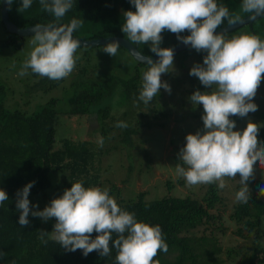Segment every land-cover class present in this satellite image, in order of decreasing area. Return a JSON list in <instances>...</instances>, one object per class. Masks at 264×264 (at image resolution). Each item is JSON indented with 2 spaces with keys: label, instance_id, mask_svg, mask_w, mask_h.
<instances>
[{
  "label": "trees",
  "instance_id": "1",
  "mask_svg": "<svg viewBox=\"0 0 264 264\" xmlns=\"http://www.w3.org/2000/svg\"><path fill=\"white\" fill-rule=\"evenodd\" d=\"M19 3L20 0H15L9 10L10 20L19 27L52 22L53 17L41 9L39 0H33L31 8L24 12L17 11ZM217 3L226 6L230 14L238 19L249 15L242 11V0H217ZM128 9L135 10L129 0H74L73 8L66 13L61 22L68 23L72 18L80 19L82 24L73 35L83 39L109 36L127 38L121 30V25L124 23L123 11ZM263 22L264 16L244 27L248 28L250 34L264 40ZM1 23L5 27L2 20ZM226 25H228L227 21L221 27ZM6 32L10 36L0 39V50L9 46L18 49L24 47V37L10 33L7 29ZM187 34H189L187 30L182 33V35ZM162 36L161 47L172 48L182 43L177 40L175 34L167 30ZM134 45L147 56L156 55L151 52L148 44ZM120 48L128 52L124 47L120 46ZM190 49L184 51L188 52ZM204 55L206 53L198 56L201 62ZM188 57L189 54L184 59ZM135 62V71L128 77L103 76L99 67L91 68L92 65H82L81 62L76 63L70 74L72 77L70 88L73 91L75 104L68 113L96 116L100 124L101 137L104 138L106 145L111 138L110 132L118 121L128 124L126 129L119 128L120 137L114 140L113 147L105 145L98 150L93 148L88 140L74 141L70 138L62 139L61 146L57 147L55 118L58 114L56 105L59 99L51 98L39 111L31 115L20 108L8 109L4 105L6 86L0 79V189L5 190L9 197L0 204V264H116L115 249H112L108 257H101L97 251L86 257L81 250L66 251L58 242L50 238L55 218L45 222L29 215L30 224L21 227L18 223L20 213L16 209V193L29 181H34L29 200L32 204H37L33 199L40 198L42 203L38 204V207L42 210L52 198L62 195L64 189L70 188L74 182L80 181L86 188L97 186L103 189L102 157L108 153L107 151L112 148L119 150V147L131 149L134 145H138L140 137L137 138V143L134 136L142 132V125L165 127L166 122L161 120L169 118L170 111L160 103L161 93L159 92L148 104L139 100L143 76L141 67L148 65L137 60ZM189 71L186 75L191 87L181 92L187 99L196 89L206 90L196 77L189 75ZM90 72L93 73L92 79L89 76ZM29 75L33 79L30 85L32 89L43 87L56 89L66 80L63 78L53 81L34 74L31 70ZM114 93L124 96L126 102L122 119H120L122 115L116 117L112 113V107L108 103ZM255 115V112L248 114L253 117ZM261 117L264 119L263 112ZM230 119L242 118L230 116ZM251 120L262 124L258 119ZM202 128L203 126L200 127ZM258 140L264 141V124L259 129ZM141 147L145 151L146 165L150 167L153 162L152 156L147 147ZM133 168L134 164L131 162L129 170L132 171ZM57 173L64 174V178L57 179L55 177ZM167 183L170 191L172 182L169 180ZM261 186H264V181L254 176L249 182L252 199L247 204L236 202L229 214L230 221L236 226L235 235L243 239H253L251 252L244 254L245 257L239 261V264H264V199L259 195ZM237 187L239 190L240 184ZM120 191L118 185L112 184L109 195L120 196ZM221 191L216 183L206 184L201 199L189 194L184 196L165 194L162 197L148 199L147 192L140 191L134 194V198L118 200L117 204L122 210L135 213L138 221L161 227L168 252L158 251L154 261H158L159 264H225L227 259L223 258L224 250L218 240L205 233L198 234L200 227L206 225L205 229H208L212 224L225 232L224 216L222 213L213 212L219 205L224 204ZM41 230L49 232V235L45 236L47 243H43L40 239ZM91 235L95 238L97 233L94 231ZM111 244L112 241L110 246ZM241 253L242 249L239 247L229 248L226 252L228 259L231 260ZM205 257L207 260L201 259ZM210 260L212 263L209 262Z\"/></svg>",
  "mask_w": 264,
  "mask_h": 264
},
{
  "label": "clouds",
  "instance_id": "2",
  "mask_svg": "<svg viewBox=\"0 0 264 264\" xmlns=\"http://www.w3.org/2000/svg\"><path fill=\"white\" fill-rule=\"evenodd\" d=\"M11 10L15 0H5ZM135 10H124L121 30L133 44H148L158 57H142L149 65L143 72L139 100L150 103L161 88L171 94V86L161 75L174 72V50L161 47L162 33L167 30L177 40L197 52H204L203 63H194L189 75L196 77L206 89H196L188 97L192 106H203V128L189 132L185 144L179 149L176 175L188 185L216 183L226 187L225 178L237 179L240 188L235 201L247 204L252 199L249 182L254 179V168H264V141L258 140L262 124L249 119L243 130L236 129L235 119L258 111L254 102L257 89L264 75V40L253 34L228 37L226 30L216 32L225 21L229 25L238 17L217 0H129ZM33 0H20L18 12L31 8ZM43 11L53 20L47 24H35L31 31L32 49L23 61L18 76L28 75L29 70L41 77L59 81L74 70L79 57L75 55L81 46L73 33L82 21L72 18L61 21L74 6V0H39ZM242 11L249 19L264 16V0H242ZM188 31L189 34L182 35ZM120 42L113 40L102 45V50L115 57ZM15 66V65H13ZM126 129L128 124L118 121L115 125ZM104 138L97 144L104 146ZM34 181H29L16 193L18 223L30 224L29 215L43 221L55 218L50 238L66 251L81 250L86 257L97 251L108 257L116 250V264H159L154 261L158 251L168 252V245L159 225L138 221L135 213L122 210L109 195L107 187H85L82 182L71 184L62 195L51 199L42 210L29 200ZM264 196V186L259 187ZM8 194L0 189V204L8 200ZM96 232L95 238L92 233ZM49 232L41 230L40 239L47 243ZM110 241L112 244L110 246Z\"/></svg>",
  "mask_w": 264,
  "mask_h": 264
},
{
  "label": "rangeland",
  "instance_id": "3",
  "mask_svg": "<svg viewBox=\"0 0 264 264\" xmlns=\"http://www.w3.org/2000/svg\"><path fill=\"white\" fill-rule=\"evenodd\" d=\"M1 3L0 0V39H5L10 36L6 32V28L1 23ZM264 24V22H263ZM241 33L250 34L247 27H241L235 31L227 33L228 37L240 35ZM24 47L21 49L13 46L4 47L0 50V79L6 86L4 95L5 107L8 109L20 108L31 115L39 111L51 98L59 99L56 105L58 114L55 118L56 122V146H61L62 139L70 138L74 141L88 140L93 148L98 150L100 147L97 144V139L101 137V130L96 116L75 115L68 113L74 106L73 91L70 88L71 76L66 77L65 82L56 89L43 87L41 89H32L30 87L33 79L28 75L20 77L18 72L23 61L27 58L32 49V36L24 37ZM189 54L187 59L185 56ZM204 52H197L190 49L188 52L182 51L174 56V72H168L161 75V79L167 81L171 86V94L161 88L159 101L164 108L170 111L169 118L162 119L161 122H166L165 127L159 126H141L142 132L134 136L135 142L139 138V144L134 145L131 149L119 147L109 149L103 157V188L108 189L112 184L120 187V196L114 194L116 202L121 199L134 198L136 192L146 191L147 198L162 197L165 194H174L178 196L191 195L201 199L206 190V184L188 185L183 177L176 175V164L181 163L178 160L179 149L185 144L186 134L196 132L203 126L202 114L203 106H192L191 102L181 92L191 87V82L187 77V72L194 63H203L199 60V55ZM79 57L77 64L92 65L99 67L100 73L103 76L119 75L128 77L135 71L136 62L125 50L119 48L115 57L108 55L102 50V45L94 47H79L75 53ZM184 64V65H183ZM15 65V66H13ZM148 66L141 67L144 72ZM185 73V75H184ZM91 79L93 73L90 72ZM121 93V92H120ZM254 102L258 105V111L255 116H246L241 120L235 119L236 129L243 130L249 119H258L264 124V119L261 117L264 113V75H262L261 83L257 89V94L254 97ZM112 107V113L119 117L124 112L126 106L124 96L119 93H114L108 101ZM137 113V112H136ZM123 118V115L120 119ZM129 120V119H127ZM97 122V123H96ZM120 130L115 127L111 132V138L108 139L106 147H113L114 140L120 137ZM137 142V143H138ZM144 146L149 150L152 156V165L147 167L145 160V151L141 147ZM107 149V148H106ZM101 156L99 157L100 160ZM130 158V159H129ZM134 164L132 171L129 170L130 163ZM254 176L260 177L264 181V169L257 165L254 168ZM57 179L64 178V174L57 173ZM239 176L237 179L225 178L226 187L222 189L221 194L224 198V204L219 205L213 212L222 213L224 216L223 223L226 228L225 232L217 229L213 224L206 228V225L200 227L198 234H208L210 237L216 238L224 250L223 258L227 259L225 264H239L245 255L251 252L253 239H243L235 235L236 226L229 219V214L232 211L235 201V194L238 191ZM172 182V188L169 191L168 181ZM58 191V190H57ZM135 194V195H134ZM264 199V196H262ZM34 203L41 205V199L35 197ZM241 248L242 253L234 260L228 259L226 252L229 248ZM245 254V255H244ZM207 260V257L201 258ZM212 263V260L209 261Z\"/></svg>",
  "mask_w": 264,
  "mask_h": 264
},
{
  "label": "water",
  "instance_id": "4",
  "mask_svg": "<svg viewBox=\"0 0 264 264\" xmlns=\"http://www.w3.org/2000/svg\"><path fill=\"white\" fill-rule=\"evenodd\" d=\"M249 15H247L241 19L236 20V22L231 24V25L228 24L224 27L216 29V32H223L226 30V32L229 33V32L235 31V30H237V29H239L245 25L252 24L255 20L263 17V16H257L256 19L253 20V19H249ZM1 19H2L6 29L10 33L17 34L20 37L31 36L34 34L31 31V29L33 28L34 25H30V26H26V27H19L18 25H16L14 22H12L10 20L9 6L5 2V0H2V3H1ZM74 38H76L80 41V44L82 47H94V46L104 45L107 42L116 40V41H119L120 45L122 47H124L129 52V54L138 62L144 63L141 59L142 57H151L153 61H156L158 59L157 55L147 56V55L143 54L142 52H140V50L133 43H131L125 37L109 36V37H104V38L83 39V38L74 36ZM172 48L174 50V55H176L179 52H182V51L190 48V46L181 43V44H178ZM144 64H146V63H144Z\"/></svg>",
  "mask_w": 264,
  "mask_h": 264
}]
</instances>
